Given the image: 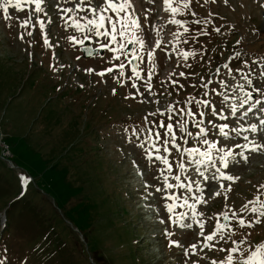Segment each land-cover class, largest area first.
Listing matches in <instances>:
<instances>
[{"label": "rangeland", "instance_id": "374dc122", "mask_svg": "<svg viewBox=\"0 0 264 264\" xmlns=\"http://www.w3.org/2000/svg\"><path fill=\"white\" fill-rule=\"evenodd\" d=\"M137 2L141 10L135 12L144 24L142 31L148 32L152 26L163 29L160 35L164 43L157 49L150 91L145 86L146 71H141V78L136 80L137 88L132 87L126 74L119 77L120 70L105 77L97 75L118 62L125 64V72L131 70L126 66L130 55L116 61L105 50L101 57L80 58L78 45L67 38H79L81 34L64 27L56 0H46L47 15L39 14L45 20L50 47L44 45L39 25L33 27L35 19L27 28L20 27L29 18L33 5H23L22 10L10 6L7 19L0 9V235L6 233L3 239L0 236V264H211L224 259L227 251L218 249L232 247V240L243 239L242 250L264 242V217L255 223V214L239 211L264 185V149L245 152L247 161L237 157L234 166L227 170L239 177L235 183L205 181L190 163L182 172L177 155L169 156L173 165L169 182L195 180L205 188L206 203L197 204V210L203 213L198 219L205 224V234L214 230L217 219H222L219 214L228 209L252 222L251 227L240 228L234 220L228 221L234 233L225 232V238L217 237L211 242L215 247L208 249L203 247L198 225L190 218H180V213L191 216L186 206H180L182 201L177 202L172 214L166 211L165 193L180 195L183 190L156 191L162 187L159 171L139 146L143 136L131 135V129L142 127L149 113H156L148 116L153 123H167V114L162 116L160 112L172 106L178 113L189 97H195L211 101L228 118L222 121L213 117L208 108L189 106L193 112L206 113L202 126L209 129V138L216 140L218 146L240 152L242 149L234 145L248 143L243 139L245 135L250 141L264 144V135L259 131H247L240 136L230 131L232 127L247 128L249 124L264 130L259 124L264 119L260 105L246 116L242 114L255 100L264 102V0H190L189 9L177 17L188 22V33L167 23L170 17L157 7L158 0ZM145 6H149L147 10ZM195 20L211 22L195 24ZM29 31L32 36L27 35ZM201 31L207 35L199 34ZM174 32L183 33L179 42L173 39ZM92 41L97 42L96 38ZM133 47L129 46V51ZM181 50L194 51L196 55L185 61ZM236 53L240 56L236 57ZM136 63L145 70L150 67ZM87 65L93 67L92 73L82 70ZM241 68L251 84L236 71ZM180 72L185 75L179 76ZM119 80L129 82L112 94ZM173 80L177 83L173 84ZM238 85H243V92ZM247 93L253 99L236 116L230 115V105L239 104ZM222 94L229 100L223 101ZM253 114L257 121L250 119ZM175 119H188V130L196 131L190 117L176 114ZM207 120L216 124L227 122L231 138L225 141ZM174 131L180 135L178 129ZM6 146L13 154V162L6 158ZM214 172L210 168L205 175L211 177ZM176 175L180 176L179 181L174 179ZM218 182L225 187L221 189ZM23 183L28 192L15 198L16 193L23 192ZM217 192L220 195H215ZM183 194L200 195L195 189ZM185 222L192 223L193 228L178 231V224ZM173 240L180 246L170 245ZM193 244L197 245L195 252L190 249Z\"/></svg>", "mask_w": 264, "mask_h": 264}, {"label": "snow or ice", "instance_id": "6c2138e0", "mask_svg": "<svg viewBox=\"0 0 264 264\" xmlns=\"http://www.w3.org/2000/svg\"><path fill=\"white\" fill-rule=\"evenodd\" d=\"M225 2H227V0H225ZM68 4H74V7L63 6ZM23 5H33L34 7L29 14V18L21 23L20 27L27 28L29 23L35 19L33 27L39 25L44 45L50 47L49 38L45 31V20L41 19L39 16L40 13H45V15H47L45 12L46 0H0V9L3 10L6 19L9 18L8 12L10 6L14 9L22 10ZM189 6L190 0H158L157 2V7L170 17L167 23L183 28V33L189 32V28L186 26L188 22L177 17L183 16L185 10L189 9ZM56 8L60 14L61 20L64 21V27H71L81 34L79 38L76 36H69L67 39L70 42L81 45L82 50L88 56L95 55V51L89 50L84 46V41H90L93 38H96L100 48H104L113 54L111 57L113 60L120 61L121 56L128 58L130 55L128 63L131 65V74L128 76V79L132 81V87L137 88L135 81L141 78V71H146L147 81L145 86L147 90H151V81L156 68L157 49H161L164 43V38L160 35L163 29L162 27L157 28L152 26L150 31L143 32L142 29H144V24L141 19L136 16L134 0H63L62 3L60 0H56ZM81 13L85 14L81 15ZM210 22V20H204L203 22L200 20L193 21L195 24H209ZM50 23L51 20L48 21V24ZM219 30V28L214 29L216 32H219ZM152 33H155L156 38L154 40L151 39ZM183 33L174 32L172 33V37L179 42V37L183 35ZM199 34L207 35V32L201 31ZM27 35L32 36L33 33L29 31L27 32ZM20 38L23 39V36ZM101 40L104 42L100 43ZM184 43H187V41H184ZM237 43H239V41H237ZM129 46L135 47L131 48L129 51ZM141 50H143V55L140 54ZM180 55L186 61L190 56H195L196 53L194 51L181 50ZM235 56L239 57L240 53H236ZM134 61H140L141 63L150 65V67L145 70L141 68L140 64L133 63ZM244 64L246 65L247 62L245 61ZM223 67L229 68V65L224 64ZM113 68L120 69L119 77L125 76V64L123 62L115 64L96 74L105 77L106 74L113 72ZM87 71L91 73L93 69H87ZM231 71L232 69L229 68V72ZM236 71L241 72L242 79H244L246 83H252L248 76L243 74L242 68L236 69ZM178 75L184 76L185 73L180 72ZM261 75H264V72H262ZM120 82L122 83V81ZM172 83L176 84L177 81L173 80ZM181 87H183V85H181ZM204 87L207 88V84H205ZM238 87L243 92V85H238ZM115 91L116 90L113 89V94H115ZM136 94H140L139 89H137ZM131 95L132 94H130V96ZM204 95L207 96L208 93L205 92ZM132 98L135 97L133 96ZM252 99L251 93L245 94V98L240 101L239 104L230 105V115L236 116L240 109ZM228 100L229 97L223 95V101ZM184 104L185 107L180 108L178 113L177 109L172 106L167 107L164 112H160V110L157 109V112H160V115L163 116L167 114V121H169L167 123L164 121H160L158 124L153 123L148 119V116H155L156 113H149L148 116L144 118L142 127H133L131 129V135L137 138L143 136L139 146L144 149L146 158L152 161L153 165L156 166L159 171V175L162 178V187L157 188V192L164 193L165 190L179 188L187 193H193V189H195V192L200 194L187 196L184 195L183 192L180 195H177L174 192L165 193L164 206L166 211L169 214H172L177 206V202L182 201L180 206H186L190 210L191 216L189 217L188 213H180V218H190L196 225H198L200 230L199 235L203 237V247L212 249L215 247V244L211 242L216 240L217 237H219L220 240H223L225 238V232L232 234L234 233V229L231 223H223L220 219H217L214 230L205 234V224L203 220L198 219V217L203 216V213H200L197 210V204L206 203L203 196L205 188L195 180L191 183L169 182V176L173 175V165L170 163L169 156L173 153L177 155L180 161L178 167L182 172L186 171V163H190L205 181H228L235 183L239 177L229 174L227 170L231 166H234V163L237 162V157L247 161L248 156L245 155V152H256L260 149H264V144H257L254 141H250L248 136L245 135L243 139L248 141V143L234 145L235 148L242 149L240 152L233 151V147L218 146L216 140L209 138V129L202 126L206 120V113L204 111L193 112L192 108L189 106L195 105L208 108L213 117H219L220 120L227 121L228 118L223 114L222 108L218 110L211 101L198 100L195 97H189ZM221 104H223V102H221ZM257 105H260L259 111L264 112V102L258 99L247 108L243 115L246 116L248 112H251ZM176 114H181L183 117H190L191 123L196 131H189V120H177L175 119ZM207 123L212 124L213 128L217 129L218 134L225 141L231 138L230 132L227 131V129H229V124L227 122L216 124L213 123L212 120H207ZM259 124L260 126H264V119H261ZM174 128L179 130V136L177 131H174ZM157 129L162 131H158ZM125 131L128 130L125 129ZM230 131L237 136H240L247 131L253 133L259 131L264 135V130L258 128L256 124H249L247 128L243 125L232 127ZM193 138H195L194 145L192 144ZM178 141H182L183 143ZM146 144L147 147H145ZM201 145L203 147H201ZM163 153H168V155H164ZM160 165L163 167L161 168ZM201 168H203V171ZM210 168L215 169V172L211 177L205 175V172ZM174 179L179 181L180 176L176 175L174 176ZM224 187V183H221L220 188L223 189ZM262 190H264V185H260L257 195L239 210L240 213L247 211L255 214V223H260V217H264V198H262L264 197V191ZM227 191H231L230 186L227 188ZM215 195L218 196L220 193L217 192ZM225 199H227V195H225ZM168 201H172V203H168ZM219 215L223 218V221L230 222L234 220L240 228L252 226V222L245 220L242 215H239L236 211L231 209L223 211ZM171 218L170 215L169 219ZM181 227L191 229L193 228V224L185 222ZM230 238L231 236L229 235V239ZM244 242L243 239L239 241L232 240V247L227 250L223 248L218 249L221 252L227 251V255L221 261L213 260L211 264H264V242H260L242 250L240 245ZM170 245L180 246L179 242L174 240L170 242ZM196 247V244L191 245V251L195 252ZM187 252L188 249H185V254H187Z\"/></svg>", "mask_w": 264, "mask_h": 264}, {"label": "bare ground", "instance_id": "6f19581e", "mask_svg": "<svg viewBox=\"0 0 264 264\" xmlns=\"http://www.w3.org/2000/svg\"><path fill=\"white\" fill-rule=\"evenodd\" d=\"M134 9L135 10H141V7L138 5V2H137V0H134ZM168 41L171 43V39L169 38L168 39ZM244 112H242V114H243ZM260 115V114H259ZM253 116V117H252ZM254 117H256V114H253V115H251L250 116V119L251 120H256V118L254 119ZM258 152H261V151H258ZM257 151H256V153H258ZM137 177V176H136ZM136 179V178H135ZM140 180V179H139ZM138 181V180H137ZM141 183V182H140ZM136 184V183H135ZM140 189V188H139ZM146 196V195H145ZM143 197H144V195H143ZM148 198V197H147ZM146 198V199H147ZM141 201V200H140ZM144 204V203H143ZM147 205V204H146ZM148 206V205H147ZM146 206V207H147ZM142 207V206H141ZM145 207V206H144ZM149 208V207H148ZM153 208H154V206H153ZM144 210H146V209H144ZM153 210V209H152ZM158 210V209H157ZM150 213V212H149ZM151 216V215H150ZM156 219V218H155ZM157 220V219H156ZM177 223V222H176ZM176 225V224H175ZM182 225V224H181Z\"/></svg>", "mask_w": 264, "mask_h": 264}, {"label": "trees", "instance_id": "16d2710c", "mask_svg": "<svg viewBox=\"0 0 264 264\" xmlns=\"http://www.w3.org/2000/svg\"><path fill=\"white\" fill-rule=\"evenodd\" d=\"M102 113H103V112H102ZM103 115H104V114H103ZM104 117H105V119L108 118L107 116H104ZM19 185H20V184H18L17 188H19V191H20L21 189H20ZM26 189H27V186H26L25 190H24L21 194H20V192L16 193L15 198H22V197H24L25 194H26V192H28V190H26ZM20 203H22V202H20ZM11 215H12V214H11ZM7 220H8V218H7ZM0 236H1V239H3V237H6V233H3V237H2V235H0ZM0 243H1V240H0ZM4 256H6V255L4 254Z\"/></svg>", "mask_w": 264, "mask_h": 264}, {"label": "water", "instance_id": "95a60500", "mask_svg": "<svg viewBox=\"0 0 264 264\" xmlns=\"http://www.w3.org/2000/svg\"><path fill=\"white\" fill-rule=\"evenodd\" d=\"M84 46H86L89 50H94L95 53H96V49H92L88 43H85ZM83 52H84V51H83ZM99 52L102 53V50H100ZM84 54H85V53H84ZM85 56H88V55L85 54ZM133 63H135V61H134Z\"/></svg>", "mask_w": 264, "mask_h": 264}]
</instances>
